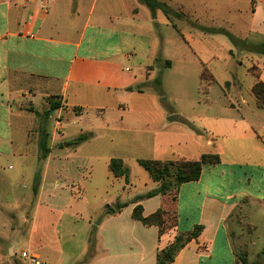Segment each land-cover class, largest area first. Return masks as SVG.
<instances>
[{"label":"crops","instance_id":"1","mask_svg":"<svg viewBox=\"0 0 264 264\" xmlns=\"http://www.w3.org/2000/svg\"><path fill=\"white\" fill-rule=\"evenodd\" d=\"M155 1L169 9L168 17L159 8L151 12L141 0H0V156L13 154V126L20 130L25 142L33 141L36 147L33 154L44 165L35 192L37 205L41 204L44 194L55 148L53 143L62 153L79 135H86L87 140L73 147L69 158H92V151L81 148L90 143L89 137L96 140L101 132L105 133L103 140L108 139L111 147L116 143L122 146L123 154L106 157L107 164L112 158L121 159L125 165L127 158L178 161L197 160L204 154L220 156L218 164L202 166L197 181L184 183L166 195L137 199L156 186L127 203L115 202L114 206H125L114 214H107L103 209L104 217L99 223L94 225L87 221V225L85 222L82 230L79 229L82 239L71 231L70 246H66L65 235L59 233L55 243L41 237L35 245L31 229L26 240L30 251H22L37 257L43 264H60L61 256L69 250L73 253H69L67 264H114L112 261L122 253L137 258L127 264H157L161 250L171 245L175 237L185 240L197 226L201 228L199 234L184 243L170 264H210L219 253L226 259L224 264H237L241 251L247 256L255 251V235L261 223L257 216L264 217V108L258 106L251 88L258 80L264 82L261 80L264 58L253 64L250 95H239L240 102L235 107L231 105L229 110L232 111L222 116H205L199 111L186 116L182 112L164 111L155 100L137 99L146 83L144 75L153 71L147 70L148 67L154 61L158 65L164 61L171 65L159 54L164 45L158 41L163 39L160 27L170 25L181 30L182 40L193 43L196 54L202 57L206 53L199 38H188L182 29H190L191 22L194 30L203 31L206 28L201 22L206 11L216 12L214 6L204 7L205 3L215 0ZM224 1L233 3L236 30L233 39H245L247 46L264 51V0ZM241 19L247 20V24L238 25ZM248 39L255 40L249 42ZM143 42L146 53L139 47ZM203 74L209 75V81L213 80L205 68ZM233 88L240 90L239 85ZM50 97H56L61 107L49 111ZM39 101H42L40 111L36 109ZM109 102L119 114L117 117L105 115L95 126L85 123L72 140L62 141L60 131L70 122L76 124L83 109L105 113ZM173 115L177 119L169 121ZM51 119L57 130L48 143L45 123ZM213 140L217 141L216 151L211 150L215 149ZM18 156L23 162L28 155L22 151ZM73 190L67 185L59 189L55 194L57 200L67 206L54 211L68 216L74 231L78 216L66 213L76 199ZM152 200L158 201L157 206L147 211L146 204ZM136 205L142 207L143 217L161 210L166 224L171 214L172 227L165 224L166 229L161 232L158 226L143 225L132 216ZM232 213L233 232L229 224ZM181 214L186 220L190 219L186 230L180 229ZM37 215L32 214L33 225ZM107 223L112 224V229H108L104 237L102 230ZM59 224L61 233V220ZM137 226L153 232L149 245L137 237L141 235ZM94 227H101L100 234ZM7 243L6 254L0 249V262L16 256L14 238ZM116 245L119 248L116 249ZM81 257L89 260L79 261Z\"/></svg>","mask_w":264,"mask_h":264},{"label":"rangeland","instance_id":"2","mask_svg":"<svg viewBox=\"0 0 264 264\" xmlns=\"http://www.w3.org/2000/svg\"><path fill=\"white\" fill-rule=\"evenodd\" d=\"M206 6H214L216 8L215 13L206 11L202 19L201 23L206 29L201 30L202 32L196 31L191 22L190 29H182L184 35L188 38L189 36H192L193 39L194 37L199 38L200 46L206 54L202 55V57L197 55L193 43L188 44L182 40L181 30L179 32L170 25L161 26L160 31L163 39H158V41L159 44L164 42V45L161 47L162 51L159 54L165 60H168L171 65L168 66L169 63L167 61L160 65L154 61L147 69H153L152 73L144 75L146 83L141 88L140 96H136L137 99L145 102L155 100L158 106L166 112H182L186 116H190L191 112L199 111L205 116H222L232 111L229 110L231 105L235 107L236 103L240 102L239 95H250L249 89L254 80L251 73L255 72V65L253 64H255V61H260L259 59L264 58V51L256 46H247L245 39H233V31H236L233 27V3L215 0L205 3L204 7ZM246 21L241 19L238 25L247 24ZM254 40L248 39L249 42ZM139 47L141 51L146 53V44L144 42ZM159 54L157 55L158 58L160 57ZM260 65L261 63H259V67H262ZM204 68L212 76V81H209L210 77L208 74H203ZM263 79L264 77L262 76L261 80ZM156 80H159V86L156 85ZM233 85H239L240 90L233 88ZM118 97H124L125 99L122 94H118ZM113 100L110 102L113 103ZM39 102L36 104V109L40 111L42 110V101ZM110 102L107 103L108 107H105L106 114L97 109H83L80 118H76V124L70 122L64 126V131H60L63 133L62 141L72 140L74 136L79 134L80 128L85 127L83 125L85 123L93 126L100 122L105 115L117 117L119 114L111 108L112 105L110 104L112 103ZM45 126L49 134L48 143H50V137L53 131L57 130V127L54 126L53 119L45 123ZM12 131L13 144L11 149L13 154L0 156V179L1 177L4 178V181L1 179L0 196V249L6 254L7 242L13 237L16 243V256L7 258L0 264H28L23 262L24 260L22 261L20 252L22 250L30 251L26 240L31 229L34 232L33 242L35 245H37L41 237L51 243H55L58 239L57 236L64 234L66 246H70L68 235L71 231L82 239L79 229L82 230L85 222L87 225V221L94 225L99 223L104 217L103 209L106 211L107 207H113L115 202L127 203L130 200H134L133 198L137 194L146 192L156 186L158 187V184L152 181L148 173L134 159H124V163L129 169L127 180L124 177H113L108 170L106 157L122 155V146L116 143L111 147L107 143L108 139L103 140L106 135L101 132L96 140H92L89 137L90 143H85L81 148L92 151V158L82 157L81 155L79 158H69L67 156L74 149L73 147L70 146L69 149L61 153L58 152L55 142L53 143L55 148L52 150L53 159L50 162L44 183V194L41 204L37 205L35 192L44 165L42 162L39 163L33 154L36 148L33 141L25 142L20 130L15 126L12 127ZM82 133H85V131ZM46 143L47 140L45 145ZM213 144L215 149L211 150L216 151L218 147L217 141L213 140ZM22 151L27 152L28 155L23 162L18 156V153ZM58 153L59 155H57ZM66 185L72 186L76 195V199L69 205L70 207H68L66 212L71 216H78L77 220H75L77 221L75 222L76 225L73 226L75 228L74 231L70 218L68 216H60L61 214L54 211L67 206L63 201L57 200L55 195L60 188H65ZM157 203V200L148 202L146 210H153ZM51 209L53 212H49ZM33 212L36 215L38 214L34 220V225L31 221ZM183 215L181 214L180 229L186 230L190 219L186 220ZM257 217L261 223L255 235L257 236L255 251L251 252L249 256L242 251L239 254L244 257L247 256V260L252 264H264V255L258 256L260 252L257 251L264 246V217L261 218L259 215ZM59 220H61V233ZM234 220L232 213L229 216L232 232ZM165 224L166 220L160 226L161 232L165 231ZM166 225L169 228L173 225L171 214ZM11 226L13 227L12 231ZM94 228L95 230L99 229L100 234L101 227ZM108 229H112L111 223L103 226L102 235L104 237ZM137 229L138 233L141 234L137 237L142 238L143 243L149 245L154 238L153 232L140 228V226H137ZM77 236L75 237L76 239H78ZM92 238L91 236L90 242H92ZM115 248L119 247L116 245ZM44 250L49 251L48 249ZM69 253L73 252L69 250L68 255L63 254L61 256L60 264H67L70 259ZM162 255L163 253L159 257ZM216 255L210 264H224L226 259L222 257L221 253ZM83 259L81 257L79 261ZM135 259L137 258L133 255L128 256L122 253L112 262L114 264H127ZM86 260L88 261L89 259ZM205 264L208 263L206 262Z\"/></svg>","mask_w":264,"mask_h":264},{"label":"trees","instance_id":"3","mask_svg":"<svg viewBox=\"0 0 264 264\" xmlns=\"http://www.w3.org/2000/svg\"><path fill=\"white\" fill-rule=\"evenodd\" d=\"M151 12H154L155 8H159L165 16L170 15L169 9L164 5L156 2L155 0H141ZM176 29V27L174 26ZM156 85L159 86V80H156ZM251 93L257 100V104L260 108H264V82L256 81L252 88ZM49 111L56 110L61 107V103L56 97L48 98ZM189 127L193 128L191 124ZM87 140L86 135H79L72 142L68 143V146L77 147L82 142ZM44 144V143H43ZM44 146L45 153L46 146ZM220 162V156L218 154H204L197 160H178V161H161V160H150V159H139L137 163L148 173L151 179L158 184V187L154 190L148 191L147 193L137 197L138 200L150 199L157 195H166L173 190H177L178 187L184 183L197 181L201 175L202 166L209 164L214 165ZM108 168L114 177H124L125 180L128 178L129 170L123 164V161L118 158H112L109 161ZM171 178V179H170ZM125 205L117 204L114 207H107V214H114L117 209L120 210ZM164 213L161 210L155 213L143 217L142 207L136 205L133 209L132 216L135 220L139 221L145 226H160L165 223L163 217ZM201 228L195 227L194 230L183 240L180 236L175 237L174 242L161 250L157 255V264H170L174 258L175 253L184 245V243L192 237H196ZM163 253L161 257L160 254ZM264 255V247L260 251L258 256ZM238 264H252L244 256H238Z\"/></svg>","mask_w":264,"mask_h":264},{"label":"built area","instance_id":"4","mask_svg":"<svg viewBox=\"0 0 264 264\" xmlns=\"http://www.w3.org/2000/svg\"><path fill=\"white\" fill-rule=\"evenodd\" d=\"M20 258L22 260H24L26 263L28 264H43L42 262H40L37 257L29 254L28 252L26 251H22L20 252Z\"/></svg>","mask_w":264,"mask_h":264},{"label":"water","instance_id":"5","mask_svg":"<svg viewBox=\"0 0 264 264\" xmlns=\"http://www.w3.org/2000/svg\"><path fill=\"white\" fill-rule=\"evenodd\" d=\"M177 119V117L175 116V115H173V116H171V117H169V121H175Z\"/></svg>","mask_w":264,"mask_h":264}]
</instances>
